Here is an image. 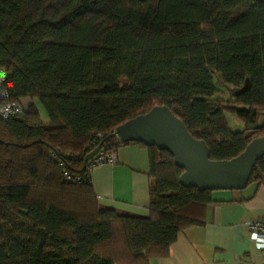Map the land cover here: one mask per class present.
Masks as SVG:
<instances>
[{"label": "trees", "instance_id": "trees-1", "mask_svg": "<svg viewBox=\"0 0 264 264\" xmlns=\"http://www.w3.org/2000/svg\"><path fill=\"white\" fill-rule=\"evenodd\" d=\"M0 69L9 100H31L0 119V264H148L204 224L212 191L184 187L169 152L115 131L167 106L212 160L264 136V0H0ZM215 74L229 99L215 98ZM95 139L148 149V217L99 209L85 169ZM52 152L80 182L63 178ZM262 174L264 157L250 181Z\"/></svg>", "mask_w": 264, "mask_h": 264}, {"label": "crops", "instance_id": "crops-1", "mask_svg": "<svg viewBox=\"0 0 264 264\" xmlns=\"http://www.w3.org/2000/svg\"><path fill=\"white\" fill-rule=\"evenodd\" d=\"M114 153V163L99 164L90 173L99 209L148 217V149L131 143ZM211 195L214 202L205 209L204 224L183 230L167 257L151 258L148 264H264V252L253 245L248 227L264 218V174L243 189L214 190Z\"/></svg>", "mask_w": 264, "mask_h": 264}, {"label": "water", "instance_id": "water-1", "mask_svg": "<svg viewBox=\"0 0 264 264\" xmlns=\"http://www.w3.org/2000/svg\"><path fill=\"white\" fill-rule=\"evenodd\" d=\"M115 135L123 142H141L169 152L183 170L180 183L200 191L243 189L254 167L264 157V136L251 141L246 149L230 160H212L206 143L188 131L184 122L167 106H156L117 127ZM100 149H93L89 161Z\"/></svg>", "mask_w": 264, "mask_h": 264}, {"label": "built area", "instance_id": "built-area-1", "mask_svg": "<svg viewBox=\"0 0 264 264\" xmlns=\"http://www.w3.org/2000/svg\"><path fill=\"white\" fill-rule=\"evenodd\" d=\"M6 73L4 70L0 69V119L8 120L14 116L21 115L24 112V102L11 101L9 100V93L2 88L3 82L6 80ZM98 139H95L91 144V149L87 154H89L93 149L98 147ZM51 156L58 163L62 170L63 178L69 182H80L83 175L78 173L70 172L64 163V161L58 156L56 152H52ZM115 153L106 150L100 146L99 151L87 162H85V169L87 173L90 174L92 169L102 163H114ZM250 231V239L256 249L264 252V218H257L248 223Z\"/></svg>", "mask_w": 264, "mask_h": 264}, {"label": "rangeland", "instance_id": "rangeland-1", "mask_svg": "<svg viewBox=\"0 0 264 264\" xmlns=\"http://www.w3.org/2000/svg\"><path fill=\"white\" fill-rule=\"evenodd\" d=\"M214 79H215V82H216V84L218 85V88H219V91L215 95V98L224 99V100L229 99L230 86L224 84V82H223V80H222V78H221V76L219 74H215L214 75ZM30 102H31L30 99L26 100L24 102L25 108L29 107ZM34 104L37 107V109L39 110L42 118L44 120H47V113H46L44 107L42 106V104L37 99L34 100ZM226 118H227V122H228V125H229L231 130H233V131H243L246 128L245 121L243 119L239 118L235 113L227 111L226 112ZM263 123H264V115H261L258 118V120L255 123V125H261Z\"/></svg>", "mask_w": 264, "mask_h": 264}]
</instances>
